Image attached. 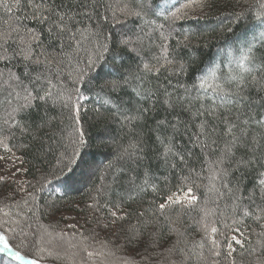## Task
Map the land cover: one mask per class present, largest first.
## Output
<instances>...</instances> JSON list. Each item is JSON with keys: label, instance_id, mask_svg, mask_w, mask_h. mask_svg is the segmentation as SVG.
<instances>
[{"label": "snow or ice", "instance_id": "6c2138e0", "mask_svg": "<svg viewBox=\"0 0 264 264\" xmlns=\"http://www.w3.org/2000/svg\"><path fill=\"white\" fill-rule=\"evenodd\" d=\"M217 3L0 0V253L20 264H264V0H226L223 46L203 61L182 24ZM158 110L162 188L144 163ZM29 152L35 174L19 179ZM69 205L85 215H64Z\"/></svg>", "mask_w": 264, "mask_h": 264}, {"label": "trees", "instance_id": "16d2710c", "mask_svg": "<svg viewBox=\"0 0 264 264\" xmlns=\"http://www.w3.org/2000/svg\"><path fill=\"white\" fill-rule=\"evenodd\" d=\"M225 12H226V0H218L217 7L214 8L208 14L207 17H201L199 19H190V20L183 22L182 24V27L184 29H187L188 31L192 33H196L200 37L199 43L201 47L195 48L194 51L197 53L199 58L203 61H207L210 57H212L217 52V50L220 47L223 46L224 36L221 35V31L218 27V20L216 19V17L222 15ZM6 19H8L7 14L4 12L2 8H0V29L6 28V25L4 24V21ZM225 25L228 26L227 21H225ZM214 28L216 29L215 32L212 31V29ZM236 31L241 32V35H243L240 28H237ZM226 35H231V34L228 33ZM248 38L250 39L251 37L249 36ZM205 41H207V47H204ZM194 43H195V40H194ZM252 95L253 96L255 95L254 90L252 91ZM123 99L126 102L129 101V97L127 95H123ZM165 115L166 113H164L163 110H158L157 112L153 113L152 117L150 118V120L148 121V123L145 125L143 129L144 132L147 133L146 139L148 140V144H149L148 159H146L144 163L148 167L151 168V170L156 176L161 177V181H160L161 188L163 187L162 177L164 175H167L168 172L163 165V161L156 157V150L159 146L154 144L155 133L149 131V129H152L154 127L155 119H162L164 118ZM169 118L171 119L172 117H169ZM92 131H93L92 129H89L90 133H92ZM114 135L118 136V130L114 131ZM94 157H95V163L97 165L103 164L106 161V159L111 158V149H107L102 152H96L94 153ZM25 159L28 161H32V163L31 164L26 163L25 165H23L24 168L28 169L26 176L25 175L23 176L24 178L31 179L36 171L35 161L33 160L32 153L30 152L26 153ZM171 183L175 184L176 181L172 180ZM246 184H247L248 189L250 190L253 185V178L248 177L246 180ZM70 197L76 200H80V201L84 199V197L79 192H76V191L71 192ZM150 198H151V192L148 193L146 199H150ZM80 207L83 208V204H81ZM67 212H75V213L80 214L82 217L85 215L83 212L79 211L75 205H69ZM193 215H196V213L193 212ZM185 220H188V217H185ZM44 222L47 223L48 220L45 219ZM189 223H191V221H189ZM192 235H195V232H192ZM27 258H31V256H28ZM0 264H20V262L12 260L10 257L0 253Z\"/></svg>", "mask_w": 264, "mask_h": 264}, {"label": "rangeland", "instance_id": "374dc122", "mask_svg": "<svg viewBox=\"0 0 264 264\" xmlns=\"http://www.w3.org/2000/svg\"><path fill=\"white\" fill-rule=\"evenodd\" d=\"M0 154H2V153H0ZM0 166H2L4 169H8L10 167V164L6 163L4 161H0ZM19 179H24L23 174L19 177ZM64 215L69 216V217H72V216L82 217L80 214L75 213V212H65ZM57 218H59V217H57ZM69 222H72V221H69ZM80 223L83 224V219L80 220ZM29 256H31V255H29ZM65 264H70V262H65Z\"/></svg>", "mask_w": 264, "mask_h": 264}]
</instances>
